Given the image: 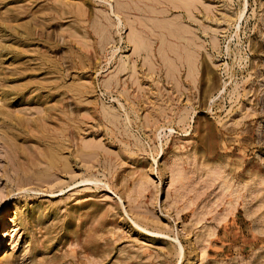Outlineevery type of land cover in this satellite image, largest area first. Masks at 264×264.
Wrapping results in <instances>:
<instances>
[{
  "label": "rangeland",
  "instance_id": "rangeland-1",
  "mask_svg": "<svg viewBox=\"0 0 264 264\" xmlns=\"http://www.w3.org/2000/svg\"><path fill=\"white\" fill-rule=\"evenodd\" d=\"M0 264H264V0H0Z\"/></svg>",
  "mask_w": 264,
  "mask_h": 264
},
{
  "label": "bare ground",
  "instance_id": "bare-ground-1",
  "mask_svg": "<svg viewBox=\"0 0 264 264\" xmlns=\"http://www.w3.org/2000/svg\"><path fill=\"white\" fill-rule=\"evenodd\" d=\"M138 41H139V40H138ZM139 43H140V42H139ZM133 44H134V43H133ZM140 44H141V43H140ZM135 47H136V46H135ZM55 156H56V154H55ZM51 157H52V156H51ZM60 158H61V157H60ZM60 158H59V159H60ZM63 158H64V157H63ZM55 159H56V158H55ZM51 160H52V159H51ZM61 160H62V159H61ZM63 160H64V159H63ZM49 161H50V160H49ZM49 161H48V162H49ZM55 161H56V160H55ZM53 162H54V161H53ZM50 163H51V162H49V164H50ZM52 164H53V163H52ZM50 165H51V164H50ZM61 166H62V165H61ZM52 167H54V166H52ZM63 167H64V166H63ZM65 167H66V165H65ZM50 168H51V167H50ZM61 170H62V168H61ZM41 177H42V176H41ZM45 177H46V176H45ZM45 177H43V178H45Z\"/></svg>",
  "mask_w": 264,
  "mask_h": 264
}]
</instances>
